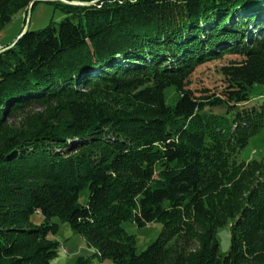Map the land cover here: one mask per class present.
<instances>
[{
  "label": "trees",
  "instance_id": "1",
  "mask_svg": "<svg viewBox=\"0 0 264 264\" xmlns=\"http://www.w3.org/2000/svg\"><path fill=\"white\" fill-rule=\"evenodd\" d=\"M63 1L96 2L47 0L64 18L0 52V264H52L59 223L93 251L73 264H264V158L236 160L264 128V0ZM38 2L0 0V33ZM225 55L218 96L188 89ZM126 221L162 230L137 252Z\"/></svg>",
  "mask_w": 264,
  "mask_h": 264
},
{
  "label": "rangeland",
  "instance_id": "2",
  "mask_svg": "<svg viewBox=\"0 0 264 264\" xmlns=\"http://www.w3.org/2000/svg\"><path fill=\"white\" fill-rule=\"evenodd\" d=\"M62 2L65 3L66 1L62 0ZM77 3L78 4H71V2H67L66 4H81L79 2ZM64 16L63 12L60 9L55 8L52 3L47 1L38 2L32 10L27 12V19L24 18V12H20L3 28L0 33V50L11 42L13 43L18 35L24 32L26 28L29 31L39 30L50 24V22L58 24ZM238 60L239 58L236 56L225 55L221 59L209 61L199 66L189 80L188 89H190L196 96H218L220 91L224 88V80L220 69L228 65L230 62ZM263 91L264 85H260L252 90L251 95L256 96L257 93ZM165 96L167 104L170 105L174 103V93L172 92V89H167L165 91ZM253 103L254 101H251L246 106H250ZM30 110L33 112L40 111L41 106L35 104ZM213 111L215 113H222L221 109H213ZM261 158H264V128L251 137L248 144L236 155V160L239 162H248L251 160H259ZM87 196V190L81 192L79 203L85 204ZM30 221L35 225H39L41 224L42 219L38 214L34 213L31 215ZM53 222L59 223L56 218L53 219ZM230 225L231 223L229 222L223 227L218 228L216 232L218 252L221 256H225L230 250ZM122 227L128 234L135 236L137 252L144 251L148 245L158 237L162 230V225L158 223L148 224L145 227H138L134 223L126 221L122 224ZM49 239L57 241L62 247L57 256L51 261L52 264H73L78 257L89 256V250L86 248L84 241L80 236L72 232L67 223H59L57 233L50 234ZM64 249L68 252L65 253ZM105 261L108 264H112L110 260Z\"/></svg>",
  "mask_w": 264,
  "mask_h": 264
},
{
  "label": "crops",
  "instance_id": "3",
  "mask_svg": "<svg viewBox=\"0 0 264 264\" xmlns=\"http://www.w3.org/2000/svg\"><path fill=\"white\" fill-rule=\"evenodd\" d=\"M64 250H65V253L68 252L66 249H64ZM92 254H93V251L89 250V256H91ZM90 264H108V263H106L105 260L104 261H99V259L94 258Z\"/></svg>",
  "mask_w": 264,
  "mask_h": 264
},
{
  "label": "water",
  "instance_id": "4",
  "mask_svg": "<svg viewBox=\"0 0 264 264\" xmlns=\"http://www.w3.org/2000/svg\"><path fill=\"white\" fill-rule=\"evenodd\" d=\"M40 1H45V0H40ZM61 1V0H60ZM96 1H93V2H89L88 4L87 3H81L80 5H91V4H94ZM65 3H67V2H65ZM71 4H78L77 2H71ZM31 6H32V4H30L29 5V7H28V11H30V9H31ZM27 30V28L24 30V32ZM23 32V33H24ZM2 51H4V49H2V50H0V52H2Z\"/></svg>",
  "mask_w": 264,
  "mask_h": 264
},
{
  "label": "bare ground",
  "instance_id": "5",
  "mask_svg": "<svg viewBox=\"0 0 264 264\" xmlns=\"http://www.w3.org/2000/svg\"><path fill=\"white\" fill-rule=\"evenodd\" d=\"M45 1H47V0H45Z\"/></svg>",
  "mask_w": 264,
  "mask_h": 264
}]
</instances>
